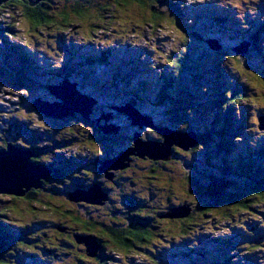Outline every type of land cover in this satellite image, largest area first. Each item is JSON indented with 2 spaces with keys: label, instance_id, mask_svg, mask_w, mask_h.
I'll return each mask as SVG.
<instances>
[{
  "label": "rangeland",
  "instance_id": "374dc122",
  "mask_svg": "<svg viewBox=\"0 0 264 264\" xmlns=\"http://www.w3.org/2000/svg\"><path fill=\"white\" fill-rule=\"evenodd\" d=\"M6 1L0 6V134L30 152L40 147L38 165L49 167L47 163L58 159L62 176L48 177L49 185L57 183L58 191L41 193L45 204L29 200L10 204L12 195H0V210L11 209L0 225L10 227L14 243L20 238L25 242L13 257L1 258L9 264H219L225 255L226 264H264V206L257 205L255 212L225 206L234 220L227 215L222 219L218 212L205 215L200 188L225 187L228 200L243 193L250 180L264 179V131L258 129V118L264 117V84L256 85L255 78L249 77L259 75L256 68L264 75V0H241L240 9L231 0H194L192 4L154 0L151 7L147 0L146 8L134 2L120 10L103 9L105 0H80L89 2L90 18L82 21L71 15L69 23L54 28L29 19L26 7H33L29 0ZM70 2L74 0L39 4H44L42 10L58 14ZM209 40L217 41L220 49L213 50ZM243 44H248V54L241 57L235 49ZM17 45L30 62H22L20 52L13 56ZM238 58L249 62L242 66ZM66 79L94 99L93 111L109 104L133 109L150 117L157 129L196 133L198 143L188 151L173 145L168 161L147 160L134 166L130 162L121 169L125 187L113 194L118 201L89 209L75 205L67 194L75 191V184H89L95 156L85 144L94 132L81 114L54 119L38 113L33 105L38 99L56 102L47 87ZM236 82L246 86V92L253 88L256 96L239 94V99ZM166 89L170 99L162 106L158 102ZM225 92L233 97L226 100ZM118 120L125 129L118 139L125 147L116 156L129 150L127 142L133 143L137 133L144 141H164L158 131L132 125L125 113ZM117 144L118 140L105 143L103 153L114 154ZM72 157L76 167L66 159ZM247 168L253 169L251 176L245 175ZM185 201L190 203L192 219L185 224L189 232L179 236L184 222L171 224L158 216ZM71 207H78L83 215L87 212V219L93 215L107 223L117 216L121 227L123 222L128 225V214L134 211L147 218L138 226L146 228L153 241L127 254L118 253L106 240L107 250L99 251L98 263L85 254L84 244L74 242L71 230L63 236L53 232L67 225L62 213ZM150 250L155 263L146 258Z\"/></svg>",
  "mask_w": 264,
  "mask_h": 264
},
{
  "label": "trees",
  "instance_id": "16d2710c",
  "mask_svg": "<svg viewBox=\"0 0 264 264\" xmlns=\"http://www.w3.org/2000/svg\"><path fill=\"white\" fill-rule=\"evenodd\" d=\"M105 6L103 7L108 9L110 7L116 9V10H120L121 8H124V6L128 7L130 3H139L140 6L142 8H146L147 7V0H105ZM23 3V1H20ZM71 3V2H70ZM89 2L86 1H80V0H74L73 3L68 4L66 3V6L63 7V11L61 10V12H59L58 14L56 13H51L49 10H42V6H44V4H39L37 6H33V7H26V14L28 15L29 19L34 20L36 25H44L47 24V26L49 28H54L56 25L59 26L61 25V22H63V24H67L70 22V17L71 15H73L72 18H79L82 21L84 20H88L90 18V15L92 13H89L91 9H89ZM152 4H154V0H151V4L150 7L153 6ZM104 5V4H103ZM91 7V6H90ZM149 7V8H150ZM68 10H72V13H69ZM59 16L58 19L61 18V20H56L55 17ZM49 24V25H48ZM150 24H152L150 22ZM6 37H8V33L5 32L4 33ZM5 44H7V42L5 41ZM9 44H7L6 46L8 48H11L8 46ZM21 46L17 45L15 48L12 49V54L13 56H16L14 54L15 53H19L21 54V57H18L19 59L22 60V62H30V59L28 57V54L25 53L22 49H20ZM223 50H221L220 52H222ZM1 52V50H0ZM248 54V52H247ZM236 55V54H235ZM109 55H107L108 57ZM239 56V55H238ZM229 57V56H228ZM242 57V55H241ZM246 57V56H244ZM5 58H8L5 57ZM111 58V56H110ZM108 60V58H107ZM238 62L240 61V59L238 58L237 60ZM246 61L249 62V60L243 58V61H240V64L242 66L246 65ZM259 64H256L255 66H258ZM253 66V65H252ZM15 69H17L18 67H14ZM19 69V68H18ZM247 70H249L247 67L245 68ZM14 72V69H12ZM20 70V69H19ZM256 71L259 73V75H253L249 77L251 78H255L252 79V82H255L256 85H262V83L264 84V75L261 74V70L259 71L258 68H256ZM20 72H22L20 70ZM19 73V71H18ZM22 74L24 75V73L22 72ZM21 74V75H22ZM243 75V74H242ZM263 75V76H261ZM27 76V75H24ZM244 76V75H243ZM15 80L16 77H14ZM250 81H246V84L249 85ZM171 86H174V83L171 82ZM235 88H237L236 96L237 95H241L242 97H255L256 96V91L253 88H249L248 92L244 91L243 89H248L246 86L242 85V84H238L236 82V86H234ZM170 90L166 89L165 94H161V98L160 101L158 103H160L162 106L166 105V101L167 98L170 99V96L168 94ZM238 92V93H237ZM234 93V96H235ZM239 97V99H241V97ZM233 97V95L231 93H227L225 92L224 94V98L227 100V98L231 99ZM223 98V99H224ZM177 106H181V104H176ZM231 115V114H230ZM229 115V116H230ZM205 128V127H204ZM223 130H226L225 128L221 127ZM203 129V128H202ZM259 129V128H258ZM22 135H24V131H21ZM224 134V132H223ZM0 138L1 140L4 142L2 143V148L1 149H5L7 148L8 144V140L4 137V135L0 134ZM222 137V136H221ZM85 145L89 146V142H87ZM90 148V147H89ZM92 150V148H90ZM36 154V152H34ZM37 155V154H36ZM140 158V157H138ZM142 159V158H140ZM145 159V158H144ZM146 159L150 162L151 159L147 158ZM32 162L36 163L37 162V157H32ZM141 163L145 164V161H140ZM157 162V161H155ZM154 165V164H153ZM247 172L245 173V175L247 176H251L250 174H253V169L250 170V168L246 169ZM224 172V171H223ZM50 177H53V175H51ZM153 177V176H152ZM212 178H214V176H211ZM49 181L50 178H47L46 180L43 181L42 183V187L38 190H31L30 192H28L26 194L25 197H15V198H11V202L10 204H13L17 201L20 200H25V201H32L33 203H46L45 198L42 200L39 195H37V191L39 190H43L42 192L45 193L46 190H50L54 193H56L58 191V187H56L54 183L52 184V186L49 185ZM217 182V181H214ZM247 188H244L245 190L243 191V193H239L237 194L236 197H233L231 199L225 200L227 198V193L226 192V188L224 187L223 189H219L216 186H211L208 185L205 188L200 186V188L202 189L201 192L204 193V210H202L204 212L205 215H212L213 213H219L220 216H222V219H226V215L230 216L231 220L233 219V215L229 213V208L225 209V206L227 207H232V206H237L239 208L240 211H247V212H255L257 211V205L259 206H264V179H252L250 180V182H247ZM151 186V185H150ZM160 188V190L163 192L165 190L164 187H157ZM223 192H225V194H223ZM222 193V194H221ZM67 197H69V193L67 194ZM51 203V202H50ZM80 204H83L86 208H90V205L96 206V207H103L100 205H94V204H88L85 202H79ZM77 204V203H75ZM190 203H186L183 202L182 204L178 205V207H183V206H188L190 208ZM12 207V206H11ZM175 207V208H178ZM78 207H71L68 209H64L62 215L67 217V225H65V227H67V230H65V227H61L62 229H64L65 231L62 233L59 230V227L57 229H53V232H58L57 234L59 235H65L66 232H70L73 234L74 237V242L76 244H78L76 242V236H78L77 234H82V235H91V236H95L96 240L99 242L100 245V252H106V248H105V244H106V240L110 243L111 248H114L115 251H117L118 253L122 252V253H131V251L133 250H141L140 248L144 247V245H150V243L153 241V239H151V234L150 232L146 229V228H141V226H138L139 222L142 220H147V218H143L141 219V217H139V214H137L136 212L134 213V211H131V213L128 214V218H129V222L128 225L127 223L123 222L122 223V227L118 224L117 221V216H113V220L111 221L112 223H107L103 220H101V217H96L91 215L90 218H86L85 214H88L87 212H84L85 214L83 215V213H81V211L79 209H77ZM174 208V209H175ZM133 209V206H132ZM225 209V210H224ZM11 210L9 206L3 208V210H0V219L1 218H6L7 217V212ZM134 210V209H133ZM173 209H170L168 212L163 213L164 216L168 215ZM164 216H158L159 219L162 220H169L170 223L172 224L173 221L178 220L179 222H184L182 226L179 227V236H183L186 233H188V227H185L186 223H189L192 219V215H188L187 217L184 218H164ZM164 218V219H163ZM138 226V227H137ZM121 227V228H120ZM156 232V231H155ZM158 234H163L161 231H158ZM12 235L13 232H11V229L9 226H2L0 225V264H9V262L6 260L7 258H1V256H11L13 257L14 253L17 252V250L19 249L18 245L20 244H25L24 241H22V239L20 238L17 243H14L13 239H12ZM76 235V236H75ZM48 236V235H46ZM17 244V245H16ZM79 245V244H78ZM17 249V250H16ZM111 251V250H110ZM151 251V250H150ZM98 253L97 256L93 257V260H97L98 263H101V253ZM85 254L89 257L86 249H85ZM6 256V257H7ZM154 255V251H151V254H147L146 258L149 260H152L154 263L156 262V257ZM214 258V257H213ZM9 259V258H8ZM209 259V258H208ZM207 259V260H208ZM191 262L197 261L195 260V258H190L189 259ZM227 257L225 255H223L222 260L219 261V264H226L227 263Z\"/></svg>",
  "mask_w": 264,
  "mask_h": 264
},
{
  "label": "water",
  "instance_id": "95a60500",
  "mask_svg": "<svg viewBox=\"0 0 264 264\" xmlns=\"http://www.w3.org/2000/svg\"><path fill=\"white\" fill-rule=\"evenodd\" d=\"M25 1V0H20ZM42 0H29L30 5L37 6ZM6 0H0V6ZM209 46L213 50H219L217 41L209 40ZM237 55H245L248 52V44H243L235 49ZM77 83H72L66 79L60 85L48 86L47 89L57 98L54 103L38 99L33 105L36 111L47 117L55 119H64L68 116L81 114L86 120H90L93 111L94 99L83 94L78 88ZM119 113H125L132 121V125H139L154 129L161 133L164 137L163 142L152 140L144 141L141 135L137 133L133 139V146L125 151L122 157L116 156L113 159L102 163L100 170L112 180L109 170H121L129 166L131 156H138L142 159L149 158L153 161H168L171 158L172 146L175 145L185 151L192 149L198 143L197 134L194 132L183 133L171 131L167 128L157 129L150 117L141 116L136 110H125L123 107H114ZM108 116V115H107ZM107 117H105L106 119ZM258 128L264 131V117L258 118ZM100 130L105 134H117L120 127L116 125H106ZM34 151L30 152L24 148H18L9 144L7 148L0 151V195H12L14 197H25L31 190H38L42 187V183L51 174L52 170L44 165H38L31 161L34 157ZM119 157V158H118ZM70 201L74 203L85 202L94 205H105L107 196L101 190V187L95 185L88 190H75L69 193ZM190 214L188 206L178 207L172 210L165 218H184ZM61 232L65 230L60 228ZM78 244H84L86 251L90 257H95L100 251L99 242L95 236L78 235L76 236ZM88 246H87V245ZM99 246V247H98ZM89 247V248H88ZM99 248V249H98Z\"/></svg>",
  "mask_w": 264,
  "mask_h": 264
},
{
  "label": "flooded vegetation",
  "instance_id": "af4514ba",
  "mask_svg": "<svg viewBox=\"0 0 264 264\" xmlns=\"http://www.w3.org/2000/svg\"><path fill=\"white\" fill-rule=\"evenodd\" d=\"M114 107L118 108L119 106H114ZM114 107L111 104H109L107 107L101 108L99 111L94 110L90 120H85V122H87V124H88L86 126H89V128L94 132L93 134H91L93 138L91 137V135H90L91 138L90 139L88 138V140H89V146L88 147L92 148V152L94 153L93 156H95V160H92V162L95 164V166L93 167L92 172L89 174L91 177V179L88 180L89 184L88 183H86V184L78 183V184H75V188L74 187L72 188V190H77V189L88 190L95 185L100 186L103 193L107 196V201L105 202V205L103 207L107 206V204L109 202H112L113 199L115 201H118V197H116V196L113 197V194H115L118 190H121V188L125 187L124 183L122 182V180L124 179L125 176H122L123 173H121V170L110 171L109 175L112 177V180H110L106 176V174L100 170L102 163L106 162L107 160H109L111 158H114L118 153L124 151V147H125V144L121 146V140L118 139V138H121V131H123V130L125 131L124 127L122 128L123 125L118 123L119 120L117 121V119H119V116L121 115L122 112L119 113L117 110L114 109ZM105 117H107V118L105 119ZM120 123H121V121H120ZM111 124L116 125V126L119 125L118 126V127H120L119 134L118 133H117V135L105 134L100 130V128H102L106 125H111ZM86 128L89 129L88 127H86ZM24 137L25 136H22V138H24ZM113 140H118V144H117L118 150L114 154L113 153L112 154L111 153H103L104 149H106V148L103 149V147L105 146V143L107 144ZM2 143H4V142L0 138V147L1 148L3 147ZM8 144L13 145V142L8 141ZM132 144L133 143L127 142V146L129 148L132 146ZM14 146H16L18 148H23V146H17L16 144H14ZM36 147H37V145L35 146L34 152H36L37 155L34 153L35 154L34 157H37V159H42L41 158V152H40L41 150H39L40 147H37V148ZM84 148H86V147H84ZM1 150H3V149H1ZM86 151H87V153L91 152V150H87V148H86ZM66 159L69 161V165H74L76 167V164L78 163L76 161V159H74L73 157L69 158V159L66 158ZM73 160H74V162H73ZM31 161H32V159H31ZM140 161H147V159L146 158L140 159V158H138V156H132L131 161H130L131 166H134V164H136ZM47 164L49 166L48 168H50V170H52L53 178H57L58 176H62V174L60 172V165H59L60 163H59L58 159H57L55 164H49V163H47ZM80 164L83 166L82 163H80ZM135 166H137V165H135ZM75 167H71V168H75ZM129 170H132V169L129 168L128 171ZM85 173L88 174L87 171ZM42 191H43L42 189L37 191V195H39V197L41 199H42V195H43V194H41V193H43ZM110 191H112V197L110 196ZM13 198H15V197L13 196ZM85 205L80 204V206H85ZM90 207L94 208L96 206L90 205Z\"/></svg>",
  "mask_w": 264,
  "mask_h": 264
},
{
  "label": "clouds",
  "instance_id": "9594fccd",
  "mask_svg": "<svg viewBox=\"0 0 264 264\" xmlns=\"http://www.w3.org/2000/svg\"><path fill=\"white\" fill-rule=\"evenodd\" d=\"M194 2V0H188L189 4H192ZM202 2V0H201ZM232 4L234 7L240 9L241 8V0H231Z\"/></svg>",
  "mask_w": 264,
  "mask_h": 264
},
{
  "label": "bare ground",
  "instance_id": "6f19581e",
  "mask_svg": "<svg viewBox=\"0 0 264 264\" xmlns=\"http://www.w3.org/2000/svg\"><path fill=\"white\" fill-rule=\"evenodd\" d=\"M20 1V0H19ZM4 5V4H3ZM219 7V6H218ZM211 8V7H210ZM94 46V45H93ZM94 50V49H93ZM96 50V49H95ZM39 113V112H38ZM55 119V118H54ZM123 170V169H122ZM86 248V247H85Z\"/></svg>",
  "mask_w": 264,
  "mask_h": 264
}]
</instances>
